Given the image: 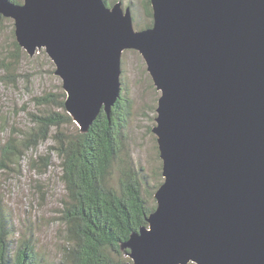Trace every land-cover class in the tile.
I'll return each instance as SVG.
<instances>
[{
  "label": "water",
  "instance_id": "obj_1",
  "mask_svg": "<svg viewBox=\"0 0 264 264\" xmlns=\"http://www.w3.org/2000/svg\"><path fill=\"white\" fill-rule=\"evenodd\" d=\"M136 30L121 0H0L19 45L44 49L82 132L122 92L138 51L160 97L164 180L124 264H264V0H151Z\"/></svg>",
  "mask_w": 264,
  "mask_h": 264
},
{
  "label": "trees",
  "instance_id": "obj_2",
  "mask_svg": "<svg viewBox=\"0 0 264 264\" xmlns=\"http://www.w3.org/2000/svg\"><path fill=\"white\" fill-rule=\"evenodd\" d=\"M106 1L111 5L117 0ZM145 8L153 23L151 0L146 1ZM3 18L0 14V21ZM14 46L12 60L3 56L0 61L7 72L3 79L8 82L16 81L20 52L27 54L16 37ZM123 90L111 115L102 111L87 132H82L77 124L73 131L67 129L74 120L65 107V91L36 95L33 97L36 110L29 113L34 125L22 139L10 135L0 145V169H3L20 161L28 150L42 142L53 141L49 151L31 157L30 164L46 171L52 165V152L60 160V178L66 194L59 210L62 244L58 264H124L130 258L129 250L122 248V244L133 232L149 225L147 218L157 206L147 177L131 159L128 127L133 101ZM158 156L162 178L159 148ZM12 225L0 191V264H45L44 254L33 239L12 241Z\"/></svg>",
  "mask_w": 264,
  "mask_h": 264
},
{
  "label": "rangeland",
  "instance_id": "obj_3",
  "mask_svg": "<svg viewBox=\"0 0 264 264\" xmlns=\"http://www.w3.org/2000/svg\"><path fill=\"white\" fill-rule=\"evenodd\" d=\"M121 1L125 8H131L136 30L152 23L145 8L147 0ZM13 23V19L6 17L0 21V61L3 56L12 60L11 53L16 52ZM26 55L20 52L21 61L15 68V82L3 79L7 72L0 66V145L10 135L17 140L22 139L34 125L29 114L36 110L33 97L47 91H64L62 80L55 74L56 66L44 49L34 56ZM121 84L123 94L133 101L128 127L131 159L147 177L154 195L164 180L159 174L161 160L157 137L152 131L156 125V108L161 93L155 87L143 57L136 50L129 49L123 53ZM76 126L73 122L67 129L73 131ZM52 144V140L42 142L37 148L28 150L17 163L0 169V191L9 219L13 222L11 239L16 242L21 238L33 239L38 250L44 254L42 259L45 264H58L61 258L59 210L66 192L60 178V160L55 152L51 154L52 165L46 171L42 170L43 167H33L30 159L46 154Z\"/></svg>",
  "mask_w": 264,
  "mask_h": 264
}]
</instances>
